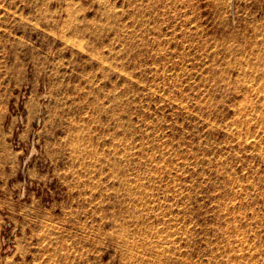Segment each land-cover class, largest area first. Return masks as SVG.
<instances>
[{
    "label": "rangeland",
    "instance_id": "rangeland-1",
    "mask_svg": "<svg viewBox=\"0 0 264 264\" xmlns=\"http://www.w3.org/2000/svg\"><path fill=\"white\" fill-rule=\"evenodd\" d=\"M0 264H264V0H0Z\"/></svg>",
    "mask_w": 264,
    "mask_h": 264
}]
</instances>
